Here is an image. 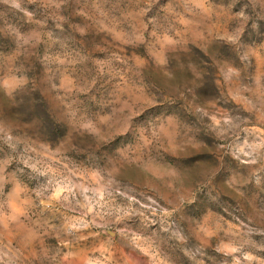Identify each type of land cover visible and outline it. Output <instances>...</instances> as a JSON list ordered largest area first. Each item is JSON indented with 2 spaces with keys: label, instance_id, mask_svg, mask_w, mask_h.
Instances as JSON below:
<instances>
[{
  "label": "rangeland",
  "instance_id": "374dc122",
  "mask_svg": "<svg viewBox=\"0 0 264 264\" xmlns=\"http://www.w3.org/2000/svg\"><path fill=\"white\" fill-rule=\"evenodd\" d=\"M0 264H264V0H0Z\"/></svg>",
  "mask_w": 264,
  "mask_h": 264
}]
</instances>
